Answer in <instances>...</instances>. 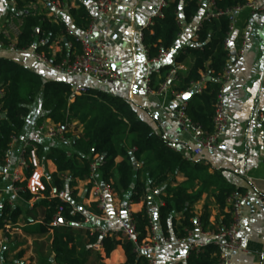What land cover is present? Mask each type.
<instances>
[{
  "label": "trees",
  "instance_id": "16d2710c",
  "mask_svg": "<svg viewBox=\"0 0 264 264\" xmlns=\"http://www.w3.org/2000/svg\"><path fill=\"white\" fill-rule=\"evenodd\" d=\"M13 1V10L21 18L19 33L15 38L16 49L33 48L35 53L43 54L57 63L64 58L72 59L79 52L77 34L70 32L63 20H54L45 11H32L26 6L37 0ZM61 1V0H59ZM244 0H215L217 8L229 10ZM200 9L199 0H165L162 17L153 16L152 23L141 29V43L148 50L149 57H155L160 49L172 48L183 24L191 22ZM70 18L78 30H85L90 22V14L83 4L69 9ZM230 16L217 19H203L197 29L196 39L181 49L175 62L189 60L184 72L178 71L175 80L170 83L172 93H189L185 100V113L192 123L204 131L212 130L216 98L221 88V77L227 64V51L224 39L230 24ZM10 41L0 35V44L7 46ZM58 47L53 51L52 46ZM171 64L160 67L159 74L151 75L153 81L162 82ZM203 81L200 91L191 85ZM156 87V86H155ZM70 84L61 81H43L41 76L12 58L0 56V178L1 168L5 164L4 155L12 138H18L25 126L26 118L34 111H41L37 121L48 118L52 123L64 127L63 136L70 141L71 151L52 145L43 155L42 146H36L39 159L50 160L55 171L49 175L50 185L44 180V190L40 198L26 212L29 232L37 235L50 234L49 258L41 256L38 264H104L117 246L123 250L125 259L119 264H149L148 254H136L132 241L114 236H102L88 230H76L70 226H54L52 220L60 219L74 224L82 219L81 208L75 207L76 185L78 181H87L92 157L101 156L99 171L102 182L109 184L121 195L130 191L129 202H142L141 208L132 212L138 232L137 241L146 235L145 227L149 208L148 192L177 173L185 180L174 186L167 184L162 204L154 214V220L161 237H182L185 230L192 229L194 219L198 218L202 228L212 227L209 222V208L203 206L196 215L193 204L211 186L215 204L224 210L227 197L239 193L234 186L224 181L213 182L212 176L200 162L187 160L179 150H172L169 142L158 135L146 122L142 121L132 106L123 98L90 89L84 94L72 95ZM5 113V117L2 114ZM81 126L79 135H72V128ZM120 157L119 162L115 158ZM142 161V167L136 168L135 162ZM31 167L23 169L24 179L13 182L17 186L16 195L23 201H30L34 195L27 190V179ZM115 174L118 175L115 181ZM199 186L193 190V183ZM213 184V185H212ZM89 190V185L86 191ZM63 192L67 199L50 196ZM90 210L99 215L95 203ZM176 215H180L179 223ZM22 217L18 205L4 200L0 206V230L7 232ZM229 214L223 213L220 225L229 223ZM114 255V254H113ZM23 256L20 251L18 258ZM217 248L207 245L198 252L189 251L184 263L176 264H213Z\"/></svg>",
  "mask_w": 264,
  "mask_h": 264
},
{
  "label": "crops",
  "instance_id": "0c3cea01",
  "mask_svg": "<svg viewBox=\"0 0 264 264\" xmlns=\"http://www.w3.org/2000/svg\"><path fill=\"white\" fill-rule=\"evenodd\" d=\"M161 1L121 0L119 11L116 14L120 17V21L115 23L111 15L107 19V26L98 23L92 30L90 39L92 37V41L100 39L104 42L102 52L111 61L113 69L120 75L118 80L99 82L85 75L75 76L57 72L38 62L33 56V48L24 52L0 49V56L14 59L39 74L43 81L66 82L71 88L79 84L95 92H103L125 99L142 121L148 123L158 135L169 142L172 150H179L187 160L200 162L204 171L212 176L214 183L224 181L234 186L239 193L246 194L248 199L243 206L239 227L241 249L230 255L229 264H264V164L262 160L264 127L256 118L257 112L264 111V15L244 10L234 16L235 31L229 46L231 49H236L242 41L245 42V46L224 89V106L228 124L216 150L193 157L194 141L191 134L182 129L174 114L181 100L171 97L170 94L163 98L144 90L143 79L146 68L143 63L142 43L139 35L147 21L152 19ZM207 2V0H200L197 15L191 22L182 25L175 45L168 50L165 64L177 63L175 62L177 53L196 39L197 28L203 20ZM32 3H28L26 7L34 11H45L47 16L54 20L65 21L68 30L78 36L82 35L87 28L78 30L75 27L70 18L69 9L83 4L90 17L96 14V5L93 0H61L59 8L54 7L48 0H37ZM13 7V1L0 0V30L7 28L11 14L16 17L13 23L21 20ZM102 25L106 27L105 32L99 30ZM52 49L56 51L58 47L53 45ZM177 64L182 67L179 71L184 72L189 65V60ZM158 83L155 78L153 87ZM41 114H43L41 111H34L26 118L24 129L13 144L8 167L1 168L3 177L7 180H11L18 157L28 141L39 143L43 148V155L52 145L68 151L72 150L69 140H61L62 142L59 140L61 144H58L54 138L37 133V126L41 122L52 124L48 118L38 122L37 119ZM72 130V135L76 136L82 132V127L73 126ZM120 160V157L115 158L116 163ZM39 161L41 167L38 170L44 175H50L55 171V166L50 160L39 159ZM134 166L141 168L142 161L135 162ZM114 179L117 181V174ZM184 180L183 174L177 173L174 177L169 175L165 182L152 187L148 192L149 208L156 212L157 207L162 204L161 197L165 195L167 184L174 186ZM87 185V181H78L75 187L76 197L84 204L79 206L81 209L90 206L91 203L89 191H86ZM198 186L199 182L195 181L193 190ZM213 186L193 204L196 215L200 214L203 206L209 208V222L212 225L208 228L210 230L221 226L223 213H227L226 204L224 210L219 209L215 204L212 195ZM12 187V180L11 184L0 186V196L9 191L13 192ZM129 195V190L118 195L112 188V193L108 196V210L111 218L108 221L100 220L99 224L107 228L118 229L126 221L129 210L138 211L142 202L130 203ZM11 196L5 199L9 203ZM179 218L180 215H176L177 223H179ZM195 239L201 240V237L196 235ZM155 255L161 264L184 263L188 250L186 245L172 243L162 245L156 250ZM110 257L112 258L110 259L111 264L122 263L125 259L120 246L116 247ZM104 260H109V258H104Z\"/></svg>",
  "mask_w": 264,
  "mask_h": 264
},
{
  "label": "built area",
  "instance_id": "2783aa9c",
  "mask_svg": "<svg viewBox=\"0 0 264 264\" xmlns=\"http://www.w3.org/2000/svg\"><path fill=\"white\" fill-rule=\"evenodd\" d=\"M54 7H60L59 0H48ZM96 5V14L90 17V22L85 32L76 37L79 42L80 49L72 59L64 58L57 63H53L50 58H47L43 54L35 53L33 50L34 58L49 68L62 73H67L75 76H89L96 81L106 82L110 80L120 79V75L113 69L111 61L106 58L102 52L104 48V42L100 39L91 40L90 36L95 25L98 23L105 24L107 26V19L113 15V21L118 23L120 17L116 16L119 11L121 0H93ZM207 9L203 19L214 18L217 19L221 16H230L231 21L228 26L225 39L224 48L227 51V64L223 70L221 77V88L216 98V104L214 114L212 117V130L209 132L204 131L200 126L195 125L191 122L189 117L185 113V100L182 98L183 93H172L176 99L181 100V103L177 106L174 111L176 119L179 121L182 129L191 134L194 141V147L192 149V156L199 157L204 152H212L216 150L218 142L223 136V133L228 124V118L224 106V89L233 73V68L237 63L238 58L243 54V47L245 42L242 41L240 46L236 49H231L229 44L232 41V36L235 31V14L247 10L251 13L264 15V0H244L243 3L236 5L232 9L222 10L216 7L215 0H207ZM200 2V0H199ZM33 4V3H31ZM165 5V0H162L157 6L154 15L162 17V7ZM29 8V7H28ZM30 9V8H29ZM34 11L33 9H30ZM15 15L11 14L9 17V25L7 28L0 30V35L7 38L10 43L7 46L0 44V49L6 51L24 52L28 49H16L15 38L19 33V26L21 20L13 23ZM152 23V19L148 20L146 25ZM104 25V26H105ZM200 25L198 26V28ZM197 28V29H198ZM102 32L106 31V27H99ZM141 39V31H140ZM197 37V33H196ZM195 37V38H196ZM30 49V48H29ZM143 63L146 68L145 76L143 79L144 90L147 93L155 94L165 98L170 93V83L175 80L176 73L182 69L180 64H173L168 69L165 79L159 82L156 87L151 85V75L159 74L160 67L165 64L168 57L169 49H160L159 53L155 57H149L148 50L142 45ZM203 85V81L194 83L191 85L192 89L200 91ZM72 95L84 94L88 89L83 85H75L71 89ZM1 96V92H0ZM257 120L264 127V111L256 113ZM37 133L44 135L49 138L64 140V127L57 124H46L41 122L37 126ZM16 138H12L8 149L5 152L4 159L5 164L3 168H7L11 151ZM262 160L264 164V137L262 144ZM102 162L101 156H93L89 166V176L87 183L89 185V197L91 203H95V208L99 210V215L94 214L90 210V206L81 209L82 219L76 223L69 224L60 219L59 209L58 215L54 216L52 225L54 226H72L76 230H88L90 232L99 233L102 236H114L121 239H126L134 243L133 251L138 255L140 253L148 254L149 264H161L155 255L157 249L162 245L168 244H183L187 246V250L198 252L204 249L207 245H213L217 248V256L213 264H229L230 255L241 249V239L239 236V227L242 217V210L244 203L247 201L248 196L243 193L233 192L226 199L227 213L229 214V223L221 225L215 229H203L198 218L194 219L192 229L185 230V235L182 237H161L158 232L154 214L155 212L148 208L147 214V225L145 227L146 235L141 241H137V229L134 220L131 217L132 212L129 210L127 213V219L118 229L107 228L104 225H100L99 221L110 220V214L108 210V196L112 193V188L109 184L102 182L101 174L99 171V164ZM31 167L32 172L30 177L27 179L26 188L35 197L40 198V191L44 190V180L50 185V179L44 175L40 170L41 163L37 156L36 146L31 141L25 143L22 152L20 153L16 169L13 171L11 180L12 182L22 181L24 179L23 169ZM17 186H13L12 190L16 192ZM50 196L58 197L59 199H67V195L63 192L58 194L51 192ZM9 226L6 225L5 229L8 231ZM199 235L201 240L195 239V236ZM176 264V263H168Z\"/></svg>",
  "mask_w": 264,
  "mask_h": 264
},
{
  "label": "rangeland",
  "instance_id": "374dc122",
  "mask_svg": "<svg viewBox=\"0 0 264 264\" xmlns=\"http://www.w3.org/2000/svg\"><path fill=\"white\" fill-rule=\"evenodd\" d=\"M55 140L58 144L62 142L61 139ZM59 140L61 142H59ZM17 146H19V144H17ZM46 176L49 178V174H46ZM5 181L8 182L5 183ZM9 183L11 184V180H7L6 177L0 178V186L4 187ZM13 192L9 191L7 194L0 196V206L5 199H8L6 197L12 195L9 201L12 205H19L22 211V217L17 224L9 227L7 232L0 230V264H38L41 256L50 257L48 248L51 235L46 234L40 236L29 232V226L26 222V217L28 216L26 210L33 206L37 198L34 195L30 201L26 202L18 195H15L16 192H14V194ZM83 205L80 199L74 203L75 207ZM20 251H23V256L18 258L17 256ZM111 257H108L109 260L103 259L102 262L104 264H111Z\"/></svg>",
  "mask_w": 264,
  "mask_h": 264
},
{
  "label": "water",
  "instance_id": "95a60500",
  "mask_svg": "<svg viewBox=\"0 0 264 264\" xmlns=\"http://www.w3.org/2000/svg\"><path fill=\"white\" fill-rule=\"evenodd\" d=\"M235 15H236V14H235ZM91 39H92V37H91ZM188 96H189V93H184V94L182 95V98H183L184 100H186V99L188 98ZM2 117H5V113L2 114ZM135 166H136V164H135Z\"/></svg>",
  "mask_w": 264,
  "mask_h": 264
}]
</instances>
